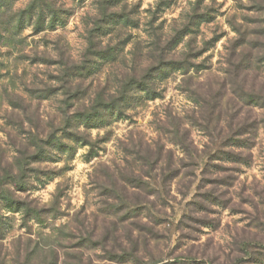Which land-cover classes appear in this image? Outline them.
<instances>
[{
	"label": "rangeland",
	"instance_id": "obj_1",
	"mask_svg": "<svg viewBox=\"0 0 264 264\" xmlns=\"http://www.w3.org/2000/svg\"><path fill=\"white\" fill-rule=\"evenodd\" d=\"M42 2L0 40V190L43 221L0 202V264H264V59L228 60L264 58V0Z\"/></svg>",
	"mask_w": 264,
	"mask_h": 264
},
{
	"label": "trees",
	"instance_id": "obj_2",
	"mask_svg": "<svg viewBox=\"0 0 264 264\" xmlns=\"http://www.w3.org/2000/svg\"><path fill=\"white\" fill-rule=\"evenodd\" d=\"M17 0H0V40H5L8 41L9 43L15 41V37L22 31L23 29V23L26 21V19L30 20L33 18V14L35 11H42L44 8L48 10V13H50L51 18L50 22L51 24L57 23L59 20L55 17V11L51 7L50 4H47L45 2H42V0H36L30 3L27 8L18 13H12L11 8L14 4V2ZM40 1V2H39ZM242 41H237L234 43L233 46H231L230 53H229V58L228 60L230 61V65H232L231 71H233V75L235 78H239L238 74L240 73L239 71L246 70L256 62L257 59L263 60L264 58H259L258 55L254 56L251 52L252 50L245 51L242 46ZM255 47L262 48V57H264V37H263V42L261 44L256 45ZM239 49V52L237 50ZM243 90V89H242ZM244 91V90H243ZM260 93H254L251 91L249 93V96H243L244 99H246V105H253V106H258L261 109H264V89H260ZM124 92L121 93L124 94ZM127 103V98L124 96L120 97V100H114L112 98L108 99L106 101V106H101L98 108H94L92 112H88L84 115L81 116H75L74 120L77 123L76 125H80L81 123H84L85 127L91 128L92 125L100 121L104 117H108L111 114H115L121 110L123 105ZM100 109H102L100 111ZM49 147L57 146L58 145V140H55L54 142H50L48 144ZM45 149V148H43ZM42 150V148H41ZM191 157L193 154H191L189 148L186 149ZM43 156L45 153V150H42ZM41 151V153H42ZM19 170H22L20 167ZM12 185L15 187V191H20L24 192L27 190V182L23 183L20 181L19 178H12ZM6 190L1 189L0 190V202L3 203V207L13 210V211H18L20 209L24 210V219L25 221L34 219L37 222H42V211L38 210L35 207H32L30 204H28L25 201H21L17 198L14 197V193L11 192H5ZM3 227V216L0 215V230ZM161 260H152L151 264H157L160 263Z\"/></svg>",
	"mask_w": 264,
	"mask_h": 264
}]
</instances>
